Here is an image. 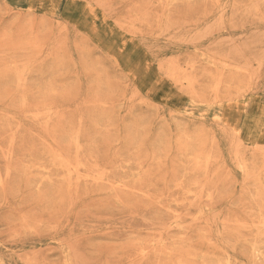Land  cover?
<instances>
[{
	"label": "rangeland",
	"instance_id": "374dc122",
	"mask_svg": "<svg viewBox=\"0 0 264 264\" xmlns=\"http://www.w3.org/2000/svg\"><path fill=\"white\" fill-rule=\"evenodd\" d=\"M0 264H264V0H0Z\"/></svg>",
	"mask_w": 264,
	"mask_h": 264
}]
</instances>
